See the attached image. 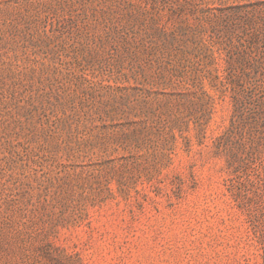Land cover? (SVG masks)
Instances as JSON below:
<instances>
[{
	"label": "rangeland",
	"instance_id": "1",
	"mask_svg": "<svg viewBox=\"0 0 264 264\" xmlns=\"http://www.w3.org/2000/svg\"><path fill=\"white\" fill-rule=\"evenodd\" d=\"M132 1L0 0V264H264V150L215 152L237 41L203 12L264 0Z\"/></svg>",
	"mask_w": 264,
	"mask_h": 264
},
{
	"label": "trees",
	"instance_id": "2",
	"mask_svg": "<svg viewBox=\"0 0 264 264\" xmlns=\"http://www.w3.org/2000/svg\"><path fill=\"white\" fill-rule=\"evenodd\" d=\"M58 1L51 0V3ZM176 1L178 0H174ZM110 2L117 6H109L107 11L101 10L103 16L113 17L118 10L120 13L125 10L136 13V9L137 13L139 12L132 0ZM121 5L125 7H119ZM238 9L240 12L203 11L204 21L212 24L210 31L203 28V34L209 31V37L216 39L219 44V36L215 31L218 26L222 27L221 31H228L231 34L229 36H233L237 41V45L231 47L224 57L226 67L222 69V74L216 75L218 90L222 96L229 95L233 108L229 125L216 139L214 148L216 154L225 156L227 168L231 173H237L250 163H255L264 150V1L245 4ZM144 13L151 14L150 11ZM70 31L69 26L62 25L60 36L69 35ZM121 32H130L129 25L124 26ZM198 33L201 34L202 31ZM123 37L122 42L126 39ZM174 42L175 38L172 37L167 44L173 46ZM213 55L211 49H207L203 42V67L213 63ZM184 67L182 65V68ZM234 76L238 77L241 84H237ZM233 180L229 179L231 185H234Z\"/></svg>",
	"mask_w": 264,
	"mask_h": 264
}]
</instances>
